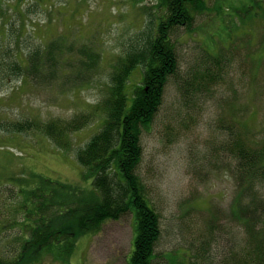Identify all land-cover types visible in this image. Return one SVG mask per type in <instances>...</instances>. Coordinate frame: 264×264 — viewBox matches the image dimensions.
Segmentation results:
<instances>
[{"label":"rangeland","instance_id":"rangeland-1","mask_svg":"<svg viewBox=\"0 0 264 264\" xmlns=\"http://www.w3.org/2000/svg\"><path fill=\"white\" fill-rule=\"evenodd\" d=\"M223 4L224 23L216 14L205 15L199 18L195 32L181 30L175 37L179 76L170 80L161 110L142 136L144 155L137 172L146 184L147 198L161 216L162 234L156 246L160 261L172 255L175 263L190 264L187 248L193 243L198 250L206 237H214L217 256L224 248L229 251L244 243L242 227L226 215L236 184L220 161L218 147L224 139L218 123L226 114L230 122L233 109L247 108L248 120L264 131V0H226ZM239 9H243L244 24L236 26L242 20L237 18ZM143 22V12L131 0H43L42 5L33 0L2 1L0 61L7 54L14 58L19 53L24 58L27 47L29 53L42 40L48 42L63 32L79 34L82 40L77 39L78 43L103 42L107 55L90 82L76 88L62 81L34 84L10 76L0 63V125L33 118L68 119L101 100L115 55ZM223 47L229 49L230 53L223 50L226 55L237 57L227 67L225 79L212 90L190 87L186 81L206 61L207 51L217 55ZM7 125L0 126V185L14 186V179L38 174L81 182L86 188L91 185L92 179L84 181L75 153L98 131V124L75 134L69 152L58 149L39 131L11 132ZM0 205L5 209L2 188ZM133 236L131 213L118 221L108 220L98 235L79 240L72 264H129Z\"/></svg>","mask_w":264,"mask_h":264},{"label":"trees","instance_id":"trees-1","mask_svg":"<svg viewBox=\"0 0 264 264\" xmlns=\"http://www.w3.org/2000/svg\"><path fill=\"white\" fill-rule=\"evenodd\" d=\"M210 1L131 0L143 12L144 22L115 55L101 100L68 119L33 118L0 125L8 124L6 130L11 132L39 131L64 152L73 149L75 134L99 125L75 153L84 181L92 179L88 188L81 182L39 174L14 179V186L0 185L6 191L5 209L0 205V264H72L82 237L98 235L108 220L118 221L129 213L134 234L129 264H178L172 255L161 261L157 258L161 216L147 198L146 184L137 169L144 155L143 133L160 112L170 80L179 76L175 37L181 30L195 32L199 18L205 15L216 14L225 22L226 0L219 4ZM238 12L237 18L242 20L236 26L244 24L243 9ZM77 39L82 40L79 34L63 32L48 42L42 40L29 53L27 47L24 58L19 53L14 58L7 54L0 63L10 76L34 84L62 81L76 88L90 82L107 55L103 42L78 43ZM224 47L217 55L207 51L206 61L186 81L190 87L212 90L225 79L227 67L237 57L226 55L223 50L229 49ZM231 112L230 122L226 114L218 123L224 139L218 152L222 167L236 184L226 215L242 227L244 243L229 251L224 248L217 256L214 237H206L198 250L193 243L187 248L190 264H264V131L248 120L247 108ZM214 226L211 223V234Z\"/></svg>","mask_w":264,"mask_h":264}]
</instances>
